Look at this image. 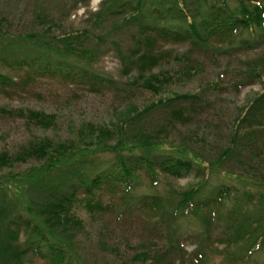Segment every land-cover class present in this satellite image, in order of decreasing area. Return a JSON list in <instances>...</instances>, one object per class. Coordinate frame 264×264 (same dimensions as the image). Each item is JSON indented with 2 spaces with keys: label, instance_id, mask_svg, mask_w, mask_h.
<instances>
[{
  "label": "trees",
  "instance_id": "obj_1",
  "mask_svg": "<svg viewBox=\"0 0 264 264\" xmlns=\"http://www.w3.org/2000/svg\"><path fill=\"white\" fill-rule=\"evenodd\" d=\"M87 22L89 27L54 35L57 22L51 19V25L42 31L15 34L8 29L7 17H2L0 97L20 88L17 73L27 76L24 85H28L33 75H59L63 80L88 81L91 87L105 82L112 84L111 79L94 70L103 46L117 55L123 76L135 74L131 86L156 96L168 91L175 79L198 73L205 58L215 61L219 57H238L241 61V55L246 57L264 50V0H103ZM164 46L187 48L176 57L179 65L173 70L154 73L156 66L168 63L169 57L162 51ZM6 68L8 72L4 71ZM237 76L236 91L256 81L264 84V53L242 61ZM171 95L139 110L116 129L92 126L95 134L83 140L82 145L70 142L53 145L47 140L32 143L16 155L0 152V172L10 169L0 173V264H29L37 257L45 260L49 257L57 263L85 264L79 237L87 228L76 208L84 203L88 211L95 205L104 212L107 207L99 199L98 191L114 193L116 188L124 192L123 210L158 211L167 216L170 228L178 218L193 215L203 224L205 238L209 240L215 208H222L224 201L235 193L230 184L221 180L216 179L214 185L213 178L220 176L226 163L244 155V144L251 140L264 143V90L239 116L232 146L209 167H200L202 179L198 186L178 193L174 190L167 196L160 192L138 194L143 171L155 187L160 175L181 178L197 164L195 148L191 153L180 145L166 147L161 141L165 138L164 130L145 127L144 121L157 110L166 111L176 121H186L205 106L200 92ZM0 116H21L38 127L50 123L42 112L25 114L22 110L0 107ZM103 155H112L113 159L104 162ZM27 161L34 165L13 171L17 164ZM241 164L244 165L242 161ZM242 171L244 177L256 182L250 183L253 188L264 191V173L254 170L250 174L246 168ZM259 195L253 202L252 215L247 207H242L237 193L234 209L219 213L224 222L219 241L229 247L222 251L229 263H248L256 252L264 249V194ZM253 196L249 195L248 204H252ZM179 238L172 228L165 251H141L122 264H206L203 241L191 255L184 256ZM242 245L246 246V252L237 259L229 249Z\"/></svg>",
  "mask_w": 264,
  "mask_h": 264
},
{
  "label": "rangeland",
  "instance_id": "obj_2",
  "mask_svg": "<svg viewBox=\"0 0 264 264\" xmlns=\"http://www.w3.org/2000/svg\"><path fill=\"white\" fill-rule=\"evenodd\" d=\"M102 1L0 0V19L7 17L10 23L8 29L15 34L46 29L47 25H51V19H56L57 25L53 28V32L54 35H61L64 31H77L89 27L87 20L100 8ZM102 48H104L103 52L99 55L94 70L102 77L111 79L112 84L105 82L91 87L88 81L72 78L63 80L59 75H33V79L27 82L28 85H24L27 76L24 73H17L15 78L17 82L21 80L20 88L8 96H1L0 107L15 111L22 110L25 114L30 111L42 112L47 115L50 123L47 122L46 127H38L21 116L18 118L0 116V152L6 151L8 154L16 155L32 143L47 140L53 145L63 142L82 145L83 140L91 139L95 134L92 126L116 129L139 110L159 99L172 96L173 92L195 91L200 92L205 99V106L198 109L196 115H189L190 118L186 121H176L161 109L151 114L144 124L148 129L165 131V138L161 141L166 147L170 144L180 145L191 153L195 148L198 154L195 163L198 165L195 164L193 171L181 178L160 175L155 187L143 171L142 186L136 193L160 192L162 196H167L174 190L178 193L198 186L202 179L198 171L200 167H209L212 161L218 159L220 154L232 146L233 132L239 116L264 90L262 81H256L239 91L235 90L242 61L258 58L263 55L264 50L246 57L241 55V61L238 57L232 59L219 57L215 61L205 58L198 73L187 78L175 79L168 91L156 96L152 92L131 86L129 83L134 80L135 74L123 76L117 55L105 46ZM186 48V46H164L162 51L168 55V63L156 66L154 73L167 68L173 70L179 65L175 61L176 57H180L179 55H182ZM4 71L8 72L7 68ZM243 146H245L244 155L237 156L238 158L232 163H226L220 169V176L213 178L214 185L216 179L221 180L230 184L235 189V193L233 191L230 198L224 201L222 208H215L209 240L205 238L203 224L193 215L178 218L171 225L180 235L181 246L185 250L182 253L184 256L191 255L203 241L202 249L207 254L206 264H264V249L256 252L248 263L227 262L222 251L229 247L225 248V244L219 241L222 239L224 228L219 213L223 215L234 209L236 193L241 196L239 201L242 207H247L251 215L255 211L253 202L258 200L260 193L264 194V191L258 192L250 185L254 181L242 175V168H246L250 174L254 170L264 173V143L260 140H251ZM102 158L104 162L113 159L112 155H103ZM33 165L31 161L23 165L19 163L13 171H23ZM9 170L5 168L0 173H7ZM98 194L104 207H107L104 212L95 205L88 211L84 203H80L76 208L87 228L79 237L80 253L85 264H122L141 251L149 249L165 251L167 235L172 232L166 215H160L158 211L155 213L134 208L123 210L124 192L121 188H116L114 193L98 191ZM249 195H254L252 204H248ZM20 239L23 241L25 235L22 234ZM245 247L242 245L229 250L235 252L237 259H240L246 252ZM29 264L66 263L52 262L49 257L46 260L37 257Z\"/></svg>",
  "mask_w": 264,
  "mask_h": 264
}]
</instances>
